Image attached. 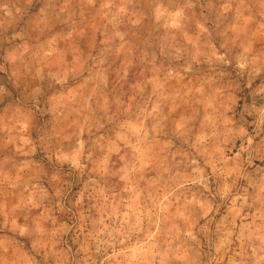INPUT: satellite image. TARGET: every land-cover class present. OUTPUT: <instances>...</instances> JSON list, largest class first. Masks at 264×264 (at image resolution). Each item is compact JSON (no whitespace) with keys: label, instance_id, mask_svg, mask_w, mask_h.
Here are the masks:
<instances>
[{"label":"clouds","instance_id":"1","mask_svg":"<svg viewBox=\"0 0 264 264\" xmlns=\"http://www.w3.org/2000/svg\"><path fill=\"white\" fill-rule=\"evenodd\" d=\"M0 264H264V0H0Z\"/></svg>","mask_w":264,"mask_h":264},{"label":"rangeland","instance_id":"2","mask_svg":"<svg viewBox=\"0 0 264 264\" xmlns=\"http://www.w3.org/2000/svg\"><path fill=\"white\" fill-rule=\"evenodd\" d=\"M127 79H128V84H129V86H131L132 84H137V87H140V85L138 84V76H137V72H136V70L135 69H133V71L131 72V73H129V74H127ZM156 85H155V82H153V85H152V87H155ZM150 90V89H149ZM76 189H74V191H75ZM59 219H61V220H63L64 219V217L63 216H61V217H59Z\"/></svg>","mask_w":264,"mask_h":264}]
</instances>
